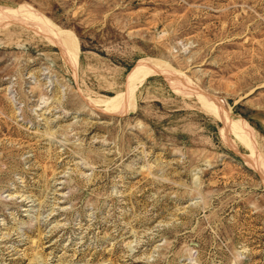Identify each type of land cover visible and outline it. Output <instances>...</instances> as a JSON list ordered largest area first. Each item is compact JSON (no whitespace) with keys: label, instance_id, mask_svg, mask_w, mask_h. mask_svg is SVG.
Returning <instances> with one entry per match:
<instances>
[{"label":"rangeland","instance_id":"rangeland-1","mask_svg":"<svg viewBox=\"0 0 264 264\" xmlns=\"http://www.w3.org/2000/svg\"><path fill=\"white\" fill-rule=\"evenodd\" d=\"M0 264H264V0H0Z\"/></svg>","mask_w":264,"mask_h":264}]
</instances>
